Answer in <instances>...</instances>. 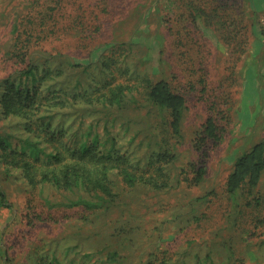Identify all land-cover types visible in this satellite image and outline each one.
<instances>
[{
  "label": "rangeland",
  "instance_id": "1",
  "mask_svg": "<svg viewBox=\"0 0 264 264\" xmlns=\"http://www.w3.org/2000/svg\"><path fill=\"white\" fill-rule=\"evenodd\" d=\"M188 1L0 0V78L16 69L19 51L31 45L32 57L60 53L64 60L90 61L87 78L95 84L134 82L144 74L153 81L165 78L186 98L177 137L162 132L164 114L147 116L141 96V107L126 101L109 123L121 134L126 122L136 142L149 129L166 137L175 147L174 170L184 171L171 187L128 186L112 175L111 203L86 209L74 204L89 197L84 191L32 186L17 170L11 176L1 172L0 163V188L9 202L0 207V235L9 264L27 263L40 249L54 252L61 264H201L197 256L206 254L226 264L228 246L240 264H264V171L255 188L260 204L245 205L242 196L235 211L225 189L236 158L264 141V0H208L239 23L242 18L231 39L193 21ZM32 30L35 37L15 45L19 33L25 39ZM98 58L109 68L100 72ZM94 82L86 79L85 85L91 89ZM210 112L221 138L202 142ZM100 115L86 116V124ZM11 120L0 114V131H11L14 141L24 133ZM189 164L204 167L199 181L191 180Z\"/></svg>",
  "mask_w": 264,
  "mask_h": 264
},
{
  "label": "trees",
  "instance_id": "2",
  "mask_svg": "<svg viewBox=\"0 0 264 264\" xmlns=\"http://www.w3.org/2000/svg\"><path fill=\"white\" fill-rule=\"evenodd\" d=\"M187 5L193 21L198 18L204 25L217 28L230 39L238 36L240 27L242 29V18L239 23L235 16L223 12L220 4L189 0ZM244 33L246 30L241 34ZM259 33L264 36L263 25ZM22 37L21 33L16 36L15 45L21 40H31L35 33L32 30L25 39ZM262 40L264 43V38ZM17 57L16 69L0 78V114L14 119L11 121L14 125L19 124L17 130L24 134H18L13 141L11 131H0L1 172L11 176L17 170L20 177L32 186L49 183L60 189L82 190L89 197H78L74 204H82L86 209L111 203L116 194L112 175L124 185L141 184L150 189H165L180 183V174L184 171L174 170L175 147L169 146L166 137L159 138L154 130L149 129V134H144L136 142L137 134H128L126 122L120 125L123 128L121 134L114 133L109 127V123L116 119L114 113L123 110L126 101L134 102L133 108L141 107V96L148 106L147 116L152 115L151 111L156 115L164 114L161 116L165 119L162 132L171 137L179 136L186 98L168 80L160 78L153 81L141 74L134 82L113 78L95 84L92 77L87 78L90 61L84 64L69 58L64 60L60 53L32 57L31 45H24ZM97 65L100 72L109 68L108 62L99 58ZM124 69L117 67L121 72ZM110 78L111 75L106 79ZM86 79L94 82L91 89L86 87ZM93 113L101 115L95 123L86 124L85 117ZM101 121L102 131L98 129ZM220 138L216 118L210 112L199 140L216 142ZM189 166L194 174L191 180L199 181L205 173L204 167ZM263 171L262 140L238 156L226 176L225 189L232 198L235 211L242 196L245 205L260 204L255 188ZM8 205L0 188V207ZM0 240V264L4 261L9 264V257L4 259L6 251L1 235ZM42 252L41 249L35 252L39 254L34 262L30 259L24 264H61L54 252ZM234 254L228 246L226 264L242 263ZM204 257L201 260L197 256L198 262L205 264L204 261L209 260L215 264L209 254ZM161 264H168V261L161 259Z\"/></svg>",
  "mask_w": 264,
  "mask_h": 264
}]
</instances>
